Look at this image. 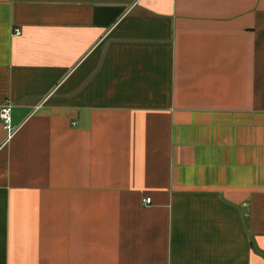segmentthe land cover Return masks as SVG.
Listing matches in <instances>:
<instances>
[{
  "label": "crops",
  "instance_id": "0c3cea01",
  "mask_svg": "<svg viewBox=\"0 0 264 264\" xmlns=\"http://www.w3.org/2000/svg\"><path fill=\"white\" fill-rule=\"evenodd\" d=\"M7 101L0 264H264V0H0Z\"/></svg>",
  "mask_w": 264,
  "mask_h": 264
},
{
  "label": "built area",
  "instance_id": "2783aa9c",
  "mask_svg": "<svg viewBox=\"0 0 264 264\" xmlns=\"http://www.w3.org/2000/svg\"><path fill=\"white\" fill-rule=\"evenodd\" d=\"M20 33L21 32H20L19 28L13 29L12 34L19 35ZM0 120H1L2 127L5 130V132H6V138L8 140L15 134V132L19 128V125L14 124L12 122V119H11V104H10L9 101L5 102L0 107ZM143 202L145 204H149L150 203V198L149 197H145L143 199Z\"/></svg>",
  "mask_w": 264,
  "mask_h": 264
},
{
  "label": "water",
  "instance_id": "95a60500",
  "mask_svg": "<svg viewBox=\"0 0 264 264\" xmlns=\"http://www.w3.org/2000/svg\"><path fill=\"white\" fill-rule=\"evenodd\" d=\"M245 207V206H244Z\"/></svg>",
  "mask_w": 264,
  "mask_h": 264
}]
</instances>
